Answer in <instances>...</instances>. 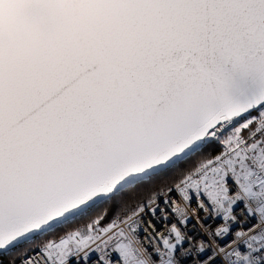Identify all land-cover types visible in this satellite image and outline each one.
Here are the masks:
<instances>
[{"label": "snow or ice", "instance_id": "6c2138e0", "mask_svg": "<svg viewBox=\"0 0 264 264\" xmlns=\"http://www.w3.org/2000/svg\"><path fill=\"white\" fill-rule=\"evenodd\" d=\"M0 264H264V0H0Z\"/></svg>", "mask_w": 264, "mask_h": 264}]
</instances>
